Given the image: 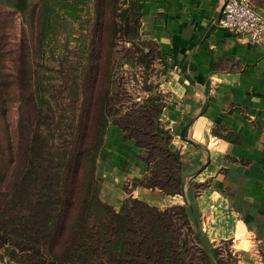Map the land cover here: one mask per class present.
I'll use <instances>...</instances> for the list:
<instances>
[{
    "label": "rangeland",
    "instance_id": "1",
    "mask_svg": "<svg viewBox=\"0 0 264 264\" xmlns=\"http://www.w3.org/2000/svg\"><path fill=\"white\" fill-rule=\"evenodd\" d=\"M70 1L15 0L14 7L0 6V165L16 172L23 167L27 145L37 130L48 144L59 148L68 146L77 129L85 131L92 146L103 120L104 144L96 177L98 195L106 202L101 198V190L106 191L103 185L129 193L136 183L126 177L119 184L113 174L105 178L104 151L114 133L120 131L122 137V118L141 115L144 107L150 110L149 103L161 108L167 104L168 63L154 43L141 39L133 0H86L75 11L69 9ZM37 90L46 102L40 114L35 107ZM206 183L193 185L194 191H203ZM201 201H207L213 212L225 208L214 198ZM181 207L187 209L184 204L170 206ZM205 215L196 226L190 215L189 219L211 260L218 256L223 264H239V259L253 264L264 253L259 233L251 230L244 242L246 232L237 228L232 215L209 220ZM230 235L237 239L210 241Z\"/></svg>",
    "mask_w": 264,
    "mask_h": 264
},
{
    "label": "crops",
    "instance_id": "2",
    "mask_svg": "<svg viewBox=\"0 0 264 264\" xmlns=\"http://www.w3.org/2000/svg\"><path fill=\"white\" fill-rule=\"evenodd\" d=\"M138 3L141 39L154 43L168 63L170 95L159 120L171 132L170 147L180 152L185 184L172 195L138 184L144 170L134 156L138 148L119 131L110 138L101 168L105 178L113 174L121 184L127 177L136 185L129 193L103 185L101 198L114 208L129 196L158 210L184 204L195 226L203 214L208 220L230 214L245 230L244 242L253 230L264 246V45L244 43L242 34L218 26L223 0ZM253 5L264 17V0ZM215 131L230 132L236 141ZM204 181L207 187L195 192L193 185ZM202 198L223 201L226 209L213 212ZM218 239L237 238L209 240ZM253 264H264V253Z\"/></svg>",
    "mask_w": 264,
    "mask_h": 264
},
{
    "label": "trees",
    "instance_id": "3",
    "mask_svg": "<svg viewBox=\"0 0 264 264\" xmlns=\"http://www.w3.org/2000/svg\"><path fill=\"white\" fill-rule=\"evenodd\" d=\"M85 1L71 0L69 9ZM14 2L0 0V6L11 8ZM133 2L139 20L138 0ZM48 18L46 9V23ZM40 91L37 114L46 103ZM149 107L119 122L122 140L132 139L139 148L134 156L144 170L137 183L181 193L180 152L170 147L171 132L159 123L162 108ZM103 123L92 146L85 131L77 129L68 146L59 148L37 130L23 167L16 172L0 165V264H223L218 256L211 260L185 207L158 210L129 196L115 210L100 199L96 163L103 151ZM215 134L236 141L230 132Z\"/></svg>",
    "mask_w": 264,
    "mask_h": 264
},
{
    "label": "built area",
    "instance_id": "4",
    "mask_svg": "<svg viewBox=\"0 0 264 264\" xmlns=\"http://www.w3.org/2000/svg\"><path fill=\"white\" fill-rule=\"evenodd\" d=\"M255 0H223L218 26L242 34V42L264 45V17L253 5Z\"/></svg>",
    "mask_w": 264,
    "mask_h": 264
}]
</instances>
